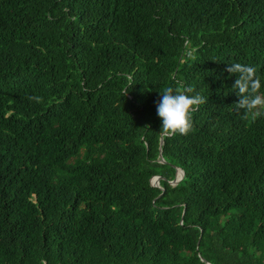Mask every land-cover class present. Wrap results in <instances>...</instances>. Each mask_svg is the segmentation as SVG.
<instances>
[{"label": "trees", "instance_id": "1", "mask_svg": "<svg viewBox=\"0 0 264 264\" xmlns=\"http://www.w3.org/2000/svg\"><path fill=\"white\" fill-rule=\"evenodd\" d=\"M234 63L264 83V0H0V264H264ZM166 87L208 97L186 136Z\"/></svg>", "mask_w": 264, "mask_h": 264}, {"label": "clouds", "instance_id": "2", "mask_svg": "<svg viewBox=\"0 0 264 264\" xmlns=\"http://www.w3.org/2000/svg\"><path fill=\"white\" fill-rule=\"evenodd\" d=\"M226 70L237 77L233 84L240 97L235 103L236 111L243 110L244 118H250L252 122L264 116V83L257 75L256 68L234 63ZM159 92L156 111L162 120L161 130L169 137L191 133L194 130L193 115L201 105L207 103L208 97L199 93L191 95V89L187 87H166Z\"/></svg>", "mask_w": 264, "mask_h": 264}, {"label": "water", "instance_id": "3", "mask_svg": "<svg viewBox=\"0 0 264 264\" xmlns=\"http://www.w3.org/2000/svg\"><path fill=\"white\" fill-rule=\"evenodd\" d=\"M183 175H184L183 170L180 169V168H177V172H176V176H175V178H174L173 180L169 181V183H170L171 185H173V186L176 185V184L182 179ZM154 178L157 180V183H156V184H154V183L151 182L152 179H154ZM159 179H160V176H159V175H157V176H153V177L150 179V183H151V185H153V186H159ZM208 264H209V263H208Z\"/></svg>", "mask_w": 264, "mask_h": 264}, {"label": "bare ground", "instance_id": "4", "mask_svg": "<svg viewBox=\"0 0 264 264\" xmlns=\"http://www.w3.org/2000/svg\"><path fill=\"white\" fill-rule=\"evenodd\" d=\"M156 181H157V180L154 178V179H152L151 182L154 183V184H156Z\"/></svg>", "mask_w": 264, "mask_h": 264}, {"label": "rangeland", "instance_id": "5", "mask_svg": "<svg viewBox=\"0 0 264 264\" xmlns=\"http://www.w3.org/2000/svg\"><path fill=\"white\" fill-rule=\"evenodd\" d=\"M156 183H157V181H156Z\"/></svg>", "mask_w": 264, "mask_h": 264}]
</instances>
